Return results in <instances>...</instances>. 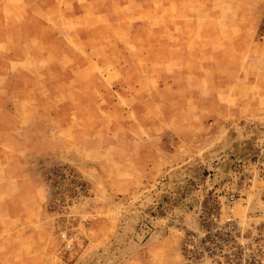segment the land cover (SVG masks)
Wrapping results in <instances>:
<instances>
[{
    "label": "rangeland",
    "instance_id": "1",
    "mask_svg": "<svg viewBox=\"0 0 264 264\" xmlns=\"http://www.w3.org/2000/svg\"><path fill=\"white\" fill-rule=\"evenodd\" d=\"M137 1L26 7L75 34L64 40L79 53L65 58L74 86L52 103L79 113L34 122L42 152L17 135V169L34 176L40 204L0 246L15 251L0 264H264V0ZM109 3L112 21H87ZM88 40L101 65L71 68L89 60ZM75 92L94 101L69 100Z\"/></svg>",
    "mask_w": 264,
    "mask_h": 264
},
{
    "label": "crops",
    "instance_id": "2",
    "mask_svg": "<svg viewBox=\"0 0 264 264\" xmlns=\"http://www.w3.org/2000/svg\"><path fill=\"white\" fill-rule=\"evenodd\" d=\"M137 3L141 4V9H147L149 6L145 0H139ZM28 5L31 7V0H0V246L15 241L12 236L17 221L23 222L29 218V214L36 212L40 204L37 190L33 188L36 182L34 176L31 177L17 169L22 164L19 156L22 148L19 134L21 131L28 133L27 139L30 143H24V146L42 152L49 146L34 137L35 130H38L34 122L42 117H73L75 112L79 113L76 106L73 107L74 104L64 112L63 108H60L62 104L53 106L52 103L63 98L61 85L65 84V81L66 84L74 86L72 77L64 79L65 58H74L79 53L74 47L69 49L65 46L64 40L65 35L75 34L69 29L63 34L52 28L34 13L32 8L27 9ZM45 5L48 4L43 6ZM110 5L109 3V7L104 10L92 11L87 21H112L113 12ZM21 10L24 11L21 13ZM86 17L87 14L81 13L71 22L85 20ZM242 20L240 14L235 15V52L244 50L242 42L248 34L245 28L241 27ZM88 45L86 52L89 60L73 61L71 68L94 69L101 65L99 60L92 58L96 46L91 44V40H88ZM109 49L112 48H107L104 52L108 53ZM106 63H110L111 67L114 62L108 60L102 65L107 67ZM111 68L121 69L120 65ZM76 82L79 86L78 79ZM122 95L129 97L125 93ZM94 98L90 92H75L69 100L90 102L94 101ZM14 253L10 248L3 252L0 247V261H11Z\"/></svg>",
    "mask_w": 264,
    "mask_h": 264
},
{
    "label": "built area",
    "instance_id": "3",
    "mask_svg": "<svg viewBox=\"0 0 264 264\" xmlns=\"http://www.w3.org/2000/svg\"><path fill=\"white\" fill-rule=\"evenodd\" d=\"M234 220L233 219H226L223 226H220V229H223V235L226 237L230 236V233H232L235 230V226H234ZM214 236H217L216 234ZM79 237L77 234H67L65 236L64 239V245L63 248L66 251H72L75 249L76 245H77V241H78ZM208 240H211L210 238H208ZM212 241V240H211Z\"/></svg>",
    "mask_w": 264,
    "mask_h": 264
}]
</instances>
